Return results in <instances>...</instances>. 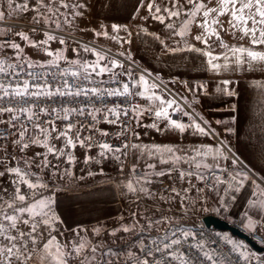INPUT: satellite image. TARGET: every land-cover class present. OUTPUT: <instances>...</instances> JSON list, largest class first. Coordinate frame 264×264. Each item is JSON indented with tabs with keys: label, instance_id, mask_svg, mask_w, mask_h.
<instances>
[{
	"label": "snow or ice",
	"instance_id": "1",
	"mask_svg": "<svg viewBox=\"0 0 264 264\" xmlns=\"http://www.w3.org/2000/svg\"><path fill=\"white\" fill-rule=\"evenodd\" d=\"M5 3L6 8L0 4V22L17 13L32 12L30 22L41 26L44 39L33 40L23 30L15 35L50 59L32 61L20 43L0 42V53L7 49L13 52V62H9L7 56L0 58V125H3L0 128V264H70L73 260L77 264H119L122 259L123 264H264V257L256 256L245 244L227 235L209 242L202 233L193 232L179 222L172 224L168 217L155 221L146 218V225H140L141 233L166 223L172 227L150 243L139 241L138 248L125 252L123 257L111 248L105 250L102 243L93 244L81 236L82 229L76 231L71 241L62 243L58 239L63 233L57 232L55 227L61 222L54 208L55 186L72 175L68 167L61 170L60 165H74V150L78 147L88 151L98 149L95 155L84 156L85 164L108 159L119 162L125 181L122 188L137 195L155 196L148 187L154 183V177H174L185 182L183 196L175 187L171 188L172 198H179L185 213L187 193L193 189L203 192L206 188L217 193L218 207L213 211L219 212L227 208L225 197L235 200V194L250 182L255 191L247 200L248 208L240 222L251 235L264 231V175L254 179L248 171L240 170L239 158L235 156L231 159L234 171L222 165L216 154L227 161L229 157L224 156L222 150L228 144L220 139L221 134L212 122L197 112L188 96L168 89L159 92L160 85L155 82L159 77L150 81L152 73L147 70L137 75L131 66L135 62L129 50L118 52L129 62L128 68L123 61L83 43L72 48L76 58H69L65 54L68 41L54 33L83 18L90 7L87 0H35L33 4L29 0H5ZM141 8L147 15L140 19L157 21L171 37H179L174 42L182 46L169 47L159 34L149 33L147 28L139 26L137 35L140 32L150 35L165 51L195 52L204 58L202 63L206 70L215 74H264V0H138L135 12L139 13ZM193 26L199 29L195 35H192ZM12 31L11 28L0 29V36ZM31 31L36 32L37 28ZM80 31H91L94 39L103 37L121 47L132 43L131 39L119 35L121 31L128 37L133 35L128 25L113 23L109 31L101 24L99 30L81 28ZM221 32L230 34L240 43H227ZM189 36L204 47L190 43ZM53 41L64 47L51 49ZM216 47L222 51L216 52ZM105 76L108 78L104 79ZM181 83L193 93L196 103H199V94L207 95L206 84ZM231 84L230 79H225L216 91L238 100L240 94L228 87ZM251 87L257 90V103L264 109V79L252 81ZM227 111L235 115L228 121L216 120L215 123L239 138L243 125L238 103L228 104ZM145 117H150L152 122L144 124ZM101 122L120 129L115 134L118 144L107 139L111 133L98 127ZM140 127L175 132L178 134L175 143L186 133L211 137L219 140L220 147L145 144L136 130ZM129 156L133 157L131 166L124 163ZM193 180L204 187H197ZM160 199L168 198L161 194ZM135 228L136 224L125 225L109 235L115 237L119 231L129 233ZM100 231L93 230L97 236ZM256 238L264 244V235ZM221 241L228 246L227 253L219 248Z\"/></svg>",
	"mask_w": 264,
	"mask_h": 264
},
{
	"label": "rangeland",
	"instance_id": "2",
	"mask_svg": "<svg viewBox=\"0 0 264 264\" xmlns=\"http://www.w3.org/2000/svg\"><path fill=\"white\" fill-rule=\"evenodd\" d=\"M17 2H20V0H17ZM29 2L30 4H33L35 0H29ZM0 4H4V7L6 8L5 0H0ZM32 16H33L32 12H28L24 14L17 13L14 16L5 19L3 22H0V29L11 28L13 30L12 33H9L7 36H0V42L5 40H14L21 44V46L24 48L25 55L29 57L32 61L44 62L50 59L44 54V52L27 46L25 42L21 41L20 38L15 35V32L23 30L27 32L30 38L33 40L39 41L44 39L43 30H41V26L39 27L38 25L34 26L30 22ZM73 25H78L81 28L93 29V23L88 20L81 22H74ZM33 27L37 28L36 32L31 31ZM71 32L73 34L85 33L92 35L91 31L82 32L80 30L79 31L74 30ZM54 34L57 35L58 37L62 36L68 41L67 51L65 54L69 58H76L75 54L72 52V48L75 47L77 43H83V42L77 41L68 35H61L56 32ZM221 36L229 44L240 43V41L234 40L232 37H229L228 34L225 32H221ZM82 38H86L92 42H96V39H94L92 36L82 37ZM97 40L104 43L114 42L112 40L105 38H98ZM188 40L190 43H195L197 47H201V48L204 47L203 45L199 44L198 42H195L192 39H188ZM83 44H87V43H83ZM174 45L177 46L176 43ZM88 46L94 47L89 44ZM50 47L51 49H58L64 46H61L58 42L53 41L50 42ZM97 49L101 50L99 48ZM215 51L219 53L222 50L219 47H216ZM106 53L110 56L116 57L115 55H112L108 52ZM81 55L86 56L88 59H94V56H91L89 54L81 53ZM4 56H7L9 58V62H13L11 59L13 56V52L11 49H7L4 52L0 53V58H3ZM118 60L120 59L118 58ZM124 64L125 67H129L127 63ZM190 66L193 69L196 68L197 67L196 62L193 61L190 64ZM132 69L135 68L132 67ZM214 77H215V82L213 85L214 90H216L217 87L221 85V82L223 80L230 79L232 81V84L229 85L228 87L234 89L240 94L238 98L241 100V103L243 104L245 109L246 108L261 109L256 99L258 92L257 90L251 87V83L254 80L264 79V74H261L260 72H256V73L222 72L220 74H215ZM186 96L189 97L195 108H198L204 115H207L208 120L212 122V126L214 128L217 129V127H215L216 120H225V121L229 120V118H222V115L225 114V111L227 110L229 103L222 102L221 101L222 96L219 93L217 94L215 93L214 96H212V98L209 99L210 105L208 106H205L204 104L196 103V101L192 99L193 93L189 95L187 90H186ZM250 96L252 97L251 103H249ZM151 122H152L151 118H148V120L144 124H150ZM136 130L141 134L140 141L145 144H174L178 136L177 133L172 131H156L155 129L147 128V127H140L137 128ZM193 144L196 145L203 144L205 146L214 147V148L220 147V144L211 137L192 136L189 133H186L183 137H180L179 142L175 143V146L192 147ZM37 150L42 151V149H37ZM94 150H96V148H93L91 151ZM74 155L76 156V162L74 165L71 166L66 164L60 165L61 170H63L65 167H68L72 175L56 184L55 186L56 193L54 197L56 200V204L54 205V208L56 214L60 217V221L61 220L64 221V219L67 216L81 217L85 211L84 209L85 196L89 194L92 196V200H91L92 203L97 201L95 202L96 204L93 206L94 208L93 217L95 218L96 221L90 225L75 227L73 229H62V230L57 229V232L63 233L62 236H58V239L62 243L73 240L76 231H80L82 229L83 231H80V235L85 237L87 240L92 241L93 244L102 243L105 246V250L111 248L117 251L121 245H124L127 242L138 243L140 239L146 240L149 237L151 238L153 235L165 234V231L170 227H172V224H175L176 222H179V224L183 225L185 228H189L192 224L199 223L201 217L204 214L214 209L213 205L210 203L209 194H208L209 192L207 191L206 188L203 192H198L193 189L187 193V205H186L187 212L185 213L181 208L179 198H175V199L172 198L173 194L171 193V188L175 187L177 191H180L181 195L183 196L184 195L183 189L187 187V184L183 181L176 180L174 177H164V178L154 177L153 178L154 183L148 186L150 191L155 193L154 197H149L144 193H140L139 195H137L123 189L122 184L125 182L124 173H121L119 170L116 172V174L112 176H108L107 178L104 179L96 180V182H91V183L85 182L84 180L85 177L82 173L83 168L81 170V168L78 165L84 162L85 155H90V154L85 153L83 150L75 149ZM216 155L218 156V159L221 157L219 154ZM50 159L53 158L50 157ZM132 162H133L132 156H129V158L124 161V163L128 166H131ZM125 172H127V168L125 169ZM80 177H83V179H80ZM116 177H119V180L116 181L115 180ZM193 183L197 184V187H204L203 185L199 184L198 181L193 180ZM105 189H109L111 191L109 196L115 201V202L113 201L114 202L113 204L111 203L112 205H110L109 212L105 211L104 207L101 205L102 198H100V192H102ZM165 189H167V191H165ZM161 194H163L168 199L161 200L160 199ZM64 207H70L69 210L71 211V213H69V215H66L65 212L63 213V211H65ZM116 208H118V210H115ZM133 213H136V215L133 216ZM162 217H168L172 221V224L166 223V224L156 225L153 227L152 230L145 229V231L141 233L140 225H146L147 223L146 218H150L151 220L155 221L161 219ZM137 221L139 222L138 224ZM133 224H136V228L133 232L124 233L123 231H119L117 232V235L115 237L109 235V233L112 232L114 229H119L125 225L131 226ZM57 225H60V223H57L55 227ZM94 229H100L101 230L100 235L98 236L95 235L93 232ZM230 238L233 239L232 234L230 235ZM70 264H77V262L73 260L70 262Z\"/></svg>",
	"mask_w": 264,
	"mask_h": 264
},
{
	"label": "crops",
	"instance_id": "3",
	"mask_svg": "<svg viewBox=\"0 0 264 264\" xmlns=\"http://www.w3.org/2000/svg\"><path fill=\"white\" fill-rule=\"evenodd\" d=\"M87 4L90 5V7L85 12L84 17L78 19L75 22L87 20L91 21L93 23V29L97 30H99L101 24H104L108 27L109 31H111V25L113 23L128 25L129 30L132 31L133 35L131 37H128L127 33L124 31H121L119 35L121 37H124L125 39H131L132 43L124 44L121 47L120 44H117L115 42H100L97 40L98 38H96V42H92L82 37H93V34H73L71 32L74 30L79 31L81 27L78 25H72L71 27L65 25L64 30L59 32L65 33L77 41L87 43L105 52H108V50L111 49V52L108 53L115 55L117 59L119 58L120 60L124 58L120 57L118 55V52L129 50L132 59L135 62L134 64L138 67L137 70L133 69V71L138 75L147 70V72L152 73V76L149 78L150 81L155 79L156 77H159V79H155V82L160 85L158 91L161 93H163L165 89H168L173 92L178 91L180 96H186V90L181 83L182 81H187L190 85L196 83L206 84L207 95H198L200 100L199 104H204L205 106L210 105L209 99H211L215 93L217 94V91L214 90L213 87L215 82V73L206 70V66L202 63L204 58L195 52L181 51L172 54L165 51L164 46L161 45L159 41L153 39L150 35H146L142 32L137 35V33L139 32V26H143L148 29L149 33L159 34L161 38L165 40V43L169 47L182 46V44L177 46L174 45V41L178 40L179 37H171L169 35V31L165 28L164 25H161L157 21L151 19H149L148 21L140 19L141 16L147 15V13L143 8L140 9L139 13L135 12V9L138 6V0H87ZM134 15L136 16L135 19H133ZM225 26L227 25L225 24ZM198 32L199 29L193 26L192 35H195ZM228 36L232 37L230 34H228ZM188 39H191V36H189ZM193 61H195L197 65V67L194 69L190 66ZM117 71H119V69H117ZM191 94L192 93H189V95ZM177 99H179V96L177 97ZM221 101L224 103L228 102L229 104L238 103V106L240 108V122L243 125V131L240 133V136L238 138L237 135L229 134L228 132L224 131L222 125H218L215 123V127H217L216 130L221 134L220 139L225 140V142L228 144V147L223 148V155L228 156L229 159L225 161L221 156L219 158L220 163L226 166L229 171H234L235 169L231 165V159L235 156L239 158L240 170L248 171L254 179L264 175V114H262L264 113V109H245L243 104L241 103V100L239 98L237 100L235 97L230 98L227 96H222ZM196 110L197 112H200L206 119H208L207 115H204L198 108H196ZM231 115H235V113H230L226 110L225 114L222 115V118H230ZM148 118L150 117H145L143 119V123H145ZM214 140L219 143L218 139ZM77 149L83 150L85 153H88L90 155H95L98 151V149L94 151H86L85 149H81L79 147ZM78 166L81 168V170L83 168L82 173L85 177V182L91 183L96 182V180L104 179L108 176L116 174V172L119 170L120 163L115 160L108 159L103 160L100 163L85 164L83 162ZM101 169L103 170L102 173ZM89 172H92L93 175H88ZM115 180H119V177H116ZM253 191H255L254 186L250 182H248L245 184L241 192L235 194V200H232L230 197H225V199H227L226 210H222L219 212L211 210L206 214L215 215L230 223L233 221L240 222L243 212L248 208L247 200L249 199ZM110 193L111 191L109 189H105L100 192V198H102L101 205L104 207V210L108 212L110 210V205L115 202L114 199L110 198ZM208 194L210 203L213 205V208H217L218 205L216 201L218 198V194L215 192H209ZM219 195L222 196L223 192H220ZM91 200L92 196L87 194L84 201L85 211L83 215L81 217L67 216L64 221L61 220L60 225H57L56 229H73L75 227L90 225L95 222L96 220L93 217V206L97 201L92 203ZM64 208L65 211H63V213L65 212L66 215H69V213H71V211L69 210L70 207ZM115 210H118V208H116ZM241 225L243 227L242 223ZM245 231L249 233L246 229ZM223 233L224 235H227L229 237L231 235L229 231H224ZM258 233L264 235V231H260ZM232 236L234 241L245 244L247 248L256 256L264 257V250L259 251L255 249L244 238L235 235ZM146 240L143 241L145 242ZM139 241H141V239ZM260 246L264 247V245Z\"/></svg>",
	"mask_w": 264,
	"mask_h": 264
},
{
	"label": "built area",
	"instance_id": "4",
	"mask_svg": "<svg viewBox=\"0 0 264 264\" xmlns=\"http://www.w3.org/2000/svg\"><path fill=\"white\" fill-rule=\"evenodd\" d=\"M44 30H49V29H44ZM56 33L59 34H63V35H67L65 33H61L59 31H57ZM129 65V64H128ZM133 68L137 69L136 66L131 65ZM128 68V67H125ZM26 78V77H25ZM108 77H104V79H107ZM121 79H123V77H121ZM116 85H111V87H115ZM83 119V118H81ZM3 125H0V128H2ZM98 127L103 128L108 130L111 133V136L108 137L107 139L114 143V144H118L119 141L115 139V134L120 130L117 126L115 125H107L103 122H101ZM88 133H84V135H87ZM231 224L233 226H235L240 232L247 234L248 237L254 241L255 243H257L258 245H264L258 242V239L256 238V236L261 235L260 233H257L256 235H251L249 233H247L245 231V229L242 227L241 223L239 221H233L231 222ZM188 229H191L193 232H197V233H202L203 237L208 240L209 242L211 240H220V237L224 235L222 230L216 229L213 226H206L202 220H200L199 223H194L192 224ZM164 234H159V235H153L151 238H147V240L145 241V243H150V241L152 239H158L160 237H162ZM199 238V237H198ZM129 245H131L132 247H129ZM139 243H135V242H127L124 245H121L120 248H118L117 252L121 253V256L123 257V254L127 251H135L138 248ZM215 247V246H214ZM219 248L223 249V251L225 253L228 252V246L226 244H224L222 241L219 244ZM119 264H123V259L119 262ZM241 264H243V262H241Z\"/></svg>",
	"mask_w": 264,
	"mask_h": 264
},
{
	"label": "water",
	"instance_id": "5",
	"mask_svg": "<svg viewBox=\"0 0 264 264\" xmlns=\"http://www.w3.org/2000/svg\"><path fill=\"white\" fill-rule=\"evenodd\" d=\"M201 220L206 226H213L214 228L222 231H229L232 235L246 239V241L255 249L259 251L264 250V247L256 244L248 237L247 234L240 232L235 226H233L230 222L224 219H221L212 214H205L201 217Z\"/></svg>",
	"mask_w": 264,
	"mask_h": 264
},
{
	"label": "bare ground",
	"instance_id": "6",
	"mask_svg": "<svg viewBox=\"0 0 264 264\" xmlns=\"http://www.w3.org/2000/svg\"><path fill=\"white\" fill-rule=\"evenodd\" d=\"M39 27V26H38ZM122 61L124 62V63H127V64H129V62L128 61H126L125 59H122ZM132 65H134V66H136L135 64H132ZM137 67V66H136ZM138 68V67H137Z\"/></svg>",
	"mask_w": 264,
	"mask_h": 264
}]
</instances>
